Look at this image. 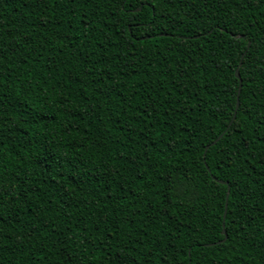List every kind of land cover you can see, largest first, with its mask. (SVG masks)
Here are the masks:
<instances>
[{
  "label": "trees",
  "instance_id": "trees-1",
  "mask_svg": "<svg viewBox=\"0 0 264 264\" xmlns=\"http://www.w3.org/2000/svg\"><path fill=\"white\" fill-rule=\"evenodd\" d=\"M0 264H264V0H0Z\"/></svg>",
  "mask_w": 264,
  "mask_h": 264
},
{
  "label": "water",
  "instance_id": "water-1",
  "mask_svg": "<svg viewBox=\"0 0 264 264\" xmlns=\"http://www.w3.org/2000/svg\"><path fill=\"white\" fill-rule=\"evenodd\" d=\"M139 10V9H138ZM239 66H241V63H240V65ZM236 75L238 76V78L240 79V75H239V68L236 70ZM237 107H238V103H237ZM236 114V113H235ZM234 117H235V115H234ZM234 119V118H233ZM222 137V135H220L211 145H213V144H215L220 138ZM208 147L209 146H207V148H206V150L208 149ZM222 182V181H221ZM228 196H229V188H228V194H227V198H228ZM226 208H227V203H226ZM226 212V211H225ZM224 217H225V215H224ZM223 233L225 234V236H226V233H225V230H223ZM226 238H227V236L225 237V239L222 241V242H224L225 240H226ZM219 243V242H218ZM208 245H212V244H208Z\"/></svg>",
  "mask_w": 264,
  "mask_h": 264
}]
</instances>
